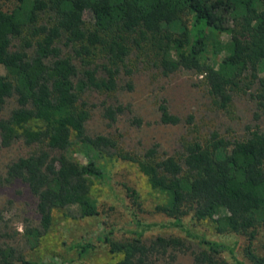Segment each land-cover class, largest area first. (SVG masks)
Returning a JSON list of instances; mask_svg holds the SVG:
<instances>
[{"label": "trees", "instance_id": "16d2710c", "mask_svg": "<svg viewBox=\"0 0 264 264\" xmlns=\"http://www.w3.org/2000/svg\"><path fill=\"white\" fill-rule=\"evenodd\" d=\"M85 12L92 15L88 24ZM44 15L48 20L41 22ZM15 38L24 40L23 46L11 51ZM130 43L147 47L163 75L179 70L202 74L219 109L228 107L235 88L255 85L252 97L264 118V0H15L11 8H0V65L6 71L0 74V113L14 100L8 115L0 116V147L20 140L36 148L12 161L0 180H21L36 198L38 224L25 228L30 246L50 228L54 208L75 207L81 216L98 213L91 185L103 177L100 153L116 143L86 133L90 112L82 94L116 90ZM62 45L82 60L99 48L107 60L101 65L105 76L86 62L79 69ZM121 111V106H103L112 121ZM158 112L164 124L180 121L164 100ZM73 144L76 152L88 154L85 163L66 154ZM155 155L153 145L141 157H123L136 163L150 187L163 195L157 209L169 221L145 222L130 210L136 226L131 238L115 239L111 231L102 238L109 252L120 255L113 264H157L170 248L181 245L177 238L162 236L143 240L155 226L178 228L199 239L203 249L192 264H227L218 256L224 252L233 264H264V253L251 245L244 248L248 263L236 255L234 244L191 232L183 221L189 207L196 220L208 218L219 231L253 237L264 229V127L248 128L245 138L235 140L214 131L205 143H184L180 160L171 155L157 160ZM131 198L137 204L133 191ZM0 264L59 263L25 259L2 232L0 218Z\"/></svg>", "mask_w": 264, "mask_h": 264}, {"label": "rangeland", "instance_id": "374dc122", "mask_svg": "<svg viewBox=\"0 0 264 264\" xmlns=\"http://www.w3.org/2000/svg\"><path fill=\"white\" fill-rule=\"evenodd\" d=\"M14 2L0 0V8L9 9ZM84 18L88 24L92 15L85 12ZM47 20V15L40 19L41 22ZM222 38L226 40L228 37L224 34ZM23 42L22 39H12L10 50L22 49ZM130 46V54L116 75V90H87L82 94L90 112L85 123L86 133L89 136L106 135L116 143L115 148L100 153L103 177L94 179L91 185V196L98 213L81 216L75 207L54 208L50 228L37 245L30 246L25 240V228L38 224L36 198L21 180H0L2 232L9 234V243L18 247L25 259L59 264H113L120 255L109 252L102 238L108 231L118 240L131 238L130 232L136 226L131 220L130 210H135L145 222L169 221V217L157 209L163 195L150 187L136 163L124 158V154L141 157L147 148L154 145L157 160L169 155L180 160L186 142L198 139L205 143L214 131L226 139H243L248 128L264 127V118L259 115L257 103L252 97L255 85L235 88L228 107L219 109L212 104L202 74L179 70L163 75L154 66V56L147 47L141 49L133 43ZM71 50L70 46L62 45L63 53L72 55V61L79 69L86 62L87 67L96 68L99 77L105 76L101 65L107 60L99 48L90 56L82 57L83 60L75 57ZM0 74H6L1 65ZM163 100L169 111L180 118L178 123L160 122L158 104ZM105 105L121 106L122 111L116 114L114 121L104 116ZM13 106L11 98L0 116H7ZM76 148L77 145L73 144L66 154L76 162L85 163L88 154L78 153ZM34 149V146H27L20 140L8 147H0V176H5L12 161ZM132 191L137 196V204L132 203ZM186 211L183 221L191 232L234 244L240 259L249 263L244 255L247 245L259 254L264 253V229L259 228L253 237H249L248 233L219 231L212 220H196L189 207ZM157 236L177 238L181 242L178 247L170 248L157 264H192L195 253L203 249L198 238L172 227H152L144 232L143 240L150 242ZM80 245L84 249H80ZM218 256L224 258L227 264H233L227 253H219Z\"/></svg>", "mask_w": 264, "mask_h": 264}]
</instances>
